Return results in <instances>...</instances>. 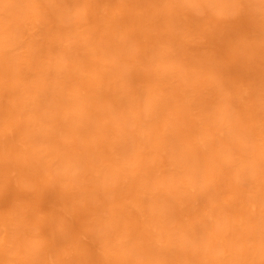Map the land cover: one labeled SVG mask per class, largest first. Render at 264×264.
Returning <instances> with one entry per match:
<instances>
[{
  "label": "clouds",
  "instance_id": "obj_1",
  "mask_svg": "<svg viewBox=\"0 0 264 264\" xmlns=\"http://www.w3.org/2000/svg\"><path fill=\"white\" fill-rule=\"evenodd\" d=\"M0 264H264V0H0Z\"/></svg>",
  "mask_w": 264,
  "mask_h": 264
}]
</instances>
